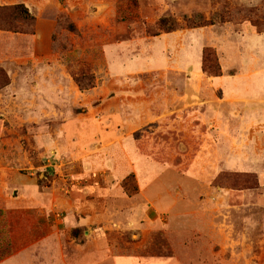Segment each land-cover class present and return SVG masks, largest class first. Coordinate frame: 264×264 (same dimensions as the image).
Returning <instances> with one entry per match:
<instances>
[{
    "label": "rangeland",
    "instance_id": "obj_1",
    "mask_svg": "<svg viewBox=\"0 0 264 264\" xmlns=\"http://www.w3.org/2000/svg\"><path fill=\"white\" fill-rule=\"evenodd\" d=\"M32 2L34 22H0V179L34 185L8 183L0 260L51 244L62 264H264V0ZM174 89L193 90L182 118ZM212 101L225 140L198 120Z\"/></svg>",
    "mask_w": 264,
    "mask_h": 264
},
{
    "label": "crops",
    "instance_id": "obj_2",
    "mask_svg": "<svg viewBox=\"0 0 264 264\" xmlns=\"http://www.w3.org/2000/svg\"><path fill=\"white\" fill-rule=\"evenodd\" d=\"M20 2L26 3L27 6L31 10H35L34 7H33L34 5H33L32 0H15L14 2H12L10 4L20 3ZM4 4H8V2H1L0 1V5H4ZM261 34H263V33H261ZM2 35H3L2 31H0V37ZM166 35H170L171 36V34H166ZM170 36H165V38L166 37H170ZM220 78L221 77L215 78V83ZM188 92L193 93V90L190 89ZM188 92L182 94V91L179 93L177 89H174L173 90V94H175V96H174L173 100H170V101L166 100L167 101V105H169L168 103L176 102L175 108L173 109L172 112L177 113V118L181 117V115H182L181 110L191 107V105H189V104H185V107H183V108L179 107L180 104L182 103V101H185V99H187V97L189 95ZM229 96H231V93H229L227 91H224V97H229ZM222 103H224V105L226 107L227 101L225 100ZM207 105H208V110H207L206 116H203L202 118L198 116V120H201L200 121L201 127H205V129L207 130L208 136L211 135L213 141L215 140V138H217V133L220 134V135H223L222 139H220V140H225L226 137L229 138L228 135L230 134V132H229V128L227 127V121H226L227 119H226V117L223 116L224 119H222V115H221V117L218 116V113L216 111V102L215 101L209 102V103H207ZM258 113L262 115L261 111H259ZM178 121H181V123H178ZM173 123L174 124L178 123L177 126L180 125V124L182 125L181 128L177 129V133L175 134L176 136H178L180 138V140L181 139H192V138H195L198 135V134H196L194 132L195 131L194 123H192V122H191V124L190 123L185 124V123L182 122V119H180V120L175 119ZM249 123H250L251 127L252 126L256 127L257 131L260 132L262 137L264 136V117L255 118V120H251V122H249ZM167 128H168L167 126L161 125V129L160 130L165 131L164 134H167V132H166ZM217 129L219 130V132H218ZM81 132H83V131H81ZM80 136H81V139L84 138V134H82ZM218 137H220V136H218ZM68 141H71L74 144L72 138H69ZM72 147L74 148V145H72ZM76 148L80 149L79 143L77 144ZM131 148L129 149L130 152L132 151L133 154H135L136 151H137L136 148H132V149ZM5 173L6 172H3V171L1 172V179H0V187L2 188V192L0 193V208H2V209H7V208L12 207V206L15 207L19 203L17 198H10L5 193L6 188L8 186V183H14L15 188L17 190L18 189L23 190L26 187L27 188H29V187L33 188V186H34L33 184L25 185L23 183V180H20V182H19L20 177L18 176V172L15 173V177H13L14 179L12 181L7 182L4 179ZM32 192H33V190H32ZM37 193H38V195L36 196L34 194V192H33L34 197L32 198L33 202L37 201L36 203L40 202L39 201V199H40V197H39L40 189L39 188L37 190ZM149 199H151V202H153V203L157 202L155 196L151 197ZM0 211H2V210L0 209ZM178 219H180V218H178ZM177 221L178 220L176 219L173 222H171V225L176 230H181L182 228H185V227H183V225L185 223L183 220L178 221L179 223ZM29 251L30 250H21V251H19L18 253L14 254V255H11V256H9V257H7L5 259L0 260V264H62L61 258L59 256H57V250H56L55 246H53L51 244H45L43 246L37 247L34 251L38 252L39 253L38 255L35 252L34 253L33 252L30 253L31 251L30 252ZM160 262L161 261L154 262V263H151V264H162ZM65 263L66 262L64 260V264ZM113 263H115V264H140L139 260H137V258H132V257L129 258V257H121V256L116 257L113 260ZM79 264H87V259L86 258L85 259L81 258L79 260Z\"/></svg>",
    "mask_w": 264,
    "mask_h": 264
},
{
    "label": "trees",
    "instance_id": "obj_3",
    "mask_svg": "<svg viewBox=\"0 0 264 264\" xmlns=\"http://www.w3.org/2000/svg\"><path fill=\"white\" fill-rule=\"evenodd\" d=\"M12 19H20L23 21H28V22H34L36 20L35 16L31 14V12L29 11L28 7L24 4V3H18L12 6H0V22L1 21H5V22H9ZM214 24L213 22L209 23ZM158 25L161 29V31H164L166 33H170L173 31H176L178 29H182L181 27H179L178 24L175 23H171L170 19L168 17H163L160 18V20L158 21ZM206 25L205 23L200 24V26H204ZM190 26H194L193 23L190 24ZM72 29H74L73 26H71ZM13 27L8 24V26L6 25L5 27L0 26V30H6V31H13ZM259 33H264V30L262 29H257ZM150 32V31H148ZM159 33H154L153 35L156 36ZM206 53V52H205ZM209 54V53H208ZM208 54L206 53L205 55V62L206 59L208 58ZM220 65L217 63L214 66V71L212 73V76L214 77H218L221 75L220 73ZM3 211H0V214H3Z\"/></svg>",
    "mask_w": 264,
    "mask_h": 264
}]
</instances>
